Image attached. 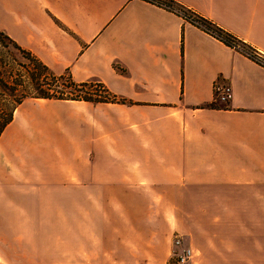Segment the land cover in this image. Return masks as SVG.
I'll return each mask as SVG.
<instances>
[{"label":"crops","instance_id":"obj_1","mask_svg":"<svg viewBox=\"0 0 264 264\" xmlns=\"http://www.w3.org/2000/svg\"><path fill=\"white\" fill-rule=\"evenodd\" d=\"M175 1L264 57V0ZM0 31L126 100L16 107L0 136L6 264H57L61 218L82 248L66 264H172L176 235L188 264H264L263 64L146 0H0Z\"/></svg>","mask_w":264,"mask_h":264},{"label":"trees","instance_id":"obj_2","mask_svg":"<svg viewBox=\"0 0 264 264\" xmlns=\"http://www.w3.org/2000/svg\"><path fill=\"white\" fill-rule=\"evenodd\" d=\"M146 1H150L176 12L186 21L201 27L225 44L234 47L235 49L263 64L262 60L260 59L261 54H259L258 51H256V49H254L251 45L239 39L234 34L220 27L213 21L201 16L191 8L186 7L182 3H179L175 0ZM0 40L2 43H6V41H8L9 43L13 44L15 48H17L21 53L29 56L34 62V73L32 77L34 91H28L29 87L25 81L22 83L16 80H6L2 88L3 91H0V95L4 96V99L0 100V136L8 124L13 120V114L16 107L28 97L58 100H86L92 102H126L125 99L117 98L116 96L111 95L105 85L101 82L96 81L78 83L72 79V76L69 72L64 74H55L46 64H44L27 50L23 49L12 38L2 31H0ZM94 86L95 88L98 87L99 89H102L106 95L102 96L98 94V89H95V92H90L88 90L86 91V89ZM6 90L10 93L3 94V92ZM8 96L12 97V99H7ZM204 107L215 108L217 105L212 103Z\"/></svg>","mask_w":264,"mask_h":264},{"label":"rangeland","instance_id":"obj_3","mask_svg":"<svg viewBox=\"0 0 264 264\" xmlns=\"http://www.w3.org/2000/svg\"><path fill=\"white\" fill-rule=\"evenodd\" d=\"M264 61V57L260 55ZM264 64V63H263ZM33 73H34V62L29 56L21 53L13 44L6 41L2 43L0 40V91H3L2 88L6 80H16L25 83L28 85V91L32 92L33 90ZM95 89H98V94L104 96L106 95L102 89L98 87H90L86 91L95 92ZM10 93L9 91H4L3 94ZM20 94V92H19ZM6 97V96H5ZM12 97L8 96L7 99ZM4 99V96L0 95V100ZM6 99V98H5ZM76 224L70 232L65 227L64 219L57 220V243H56V259L57 264H66L70 259H74V263L79 262L81 258V243H80V233L75 232ZM79 229V223L77 226ZM17 235H8L10 241L17 243ZM34 235H25L27 239L32 238ZM4 247V248H3ZM9 256L7 253V248L5 245H2L0 239V264L9 263Z\"/></svg>","mask_w":264,"mask_h":264},{"label":"built area","instance_id":"obj_4","mask_svg":"<svg viewBox=\"0 0 264 264\" xmlns=\"http://www.w3.org/2000/svg\"><path fill=\"white\" fill-rule=\"evenodd\" d=\"M262 62L263 59L260 57ZM215 94L216 100L223 104H228L232 97V88L230 85H221V83L216 82L215 84ZM185 239L176 235L174 237V250L172 252L171 262L172 264H188L192 258V249L185 245Z\"/></svg>","mask_w":264,"mask_h":264}]
</instances>
